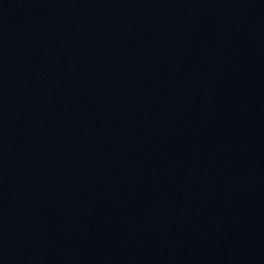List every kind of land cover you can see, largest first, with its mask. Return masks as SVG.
<instances>
[{
    "label": "water",
    "instance_id": "95a60500",
    "mask_svg": "<svg viewBox=\"0 0 264 264\" xmlns=\"http://www.w3.org/2000/svg\"><path fill=\"white\" fill-rule=\"evenodd\" d=\"M31 264H264V0H191Z\"/></svg>",
    "mask_w": 264,
    "mask_h": 264
}]
</instances>
